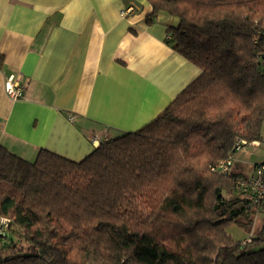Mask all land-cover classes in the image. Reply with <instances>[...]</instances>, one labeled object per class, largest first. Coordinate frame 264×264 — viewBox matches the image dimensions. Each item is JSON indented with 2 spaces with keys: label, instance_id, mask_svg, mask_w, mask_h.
Here are the masks:
<instances>
[{
  "label": "trees",
  "instance_id": "obj_1",
  "mask_svg": "<svg viewBox=\"0 0 264 264\" xmlns=\"http://www.w3.org/2000/svg\"><path fill=\"white\" fill-rule=\"evenodd\" d=\"M178 18L172 48L200 69L145 126L79 161L0 144V264H264L227 228L250 229L253 194L232 165L235 142L262 140L264 76L255 20L264 0H149Z\"/></svg>",
  "mask_w": 264,
  "mask_h": 264
},
{
  "label": "crops",
  "instance_id": "obj_2",
  "mask_svg": "<svg viewBox=\"0 0 264 264\" xmlns=\"http://www.w3.org/2000/svg\"><path fill=\"white\" fill-rule=\"evenodd\" d=\"M152 12L149 0H0V144L29 161L40 148L79 161L157 117L201 71L167 41L178 18ZM17 73L28 82L13 100L4 83ZM263 143L232 168L252 175Z\"/></svg>",
  "mask_w": 264,
  "mask_h": 264
},
{
  "label": "built area",
  "instance_id": "obj_3",
  "mask_svg": "<svg viewBox=\"0 0 264 264\" xmlns=\"http://www.w3.org/2000/svg\"><path fill=\"white\" fill-rule=\"evenodd\" d=\"M127 13V9L121 11V14ZM257 24L258 39H261L260 49L256 54L258 67L261 74L264 76V23L259 20H255ZM27 80H22L20 73L10 74L4 83V89L6 94L13 100L23 98L25 89L27 87ZM74 116L69 115V119L73 120ZM246 142L244 140H237L235 142V151H243ZM235 152V153H236ZM234 157L228 156L225 159L219 161L217 164L210 167V170L219 174H225L229 171ZM246 190L253 194V205L264 212V161L255 164L253 173L249 177H244L238 181ZM5 219H0V233L5 228ZM251 242V235L242 240L243 244Z\"/></svg>",
  "mask_w": 264,
  "mask_h": 264
},
{
  "label": "rangeland",
  "instance_id": "obj_4",
  "mask_svg": "<svg viewBox=\"0 0 264 264\" xmlns=\"http://www.w3.org/2000/svg\"><path fill=\"white\" fill-rule=\"evenodd\" d=\"M262 135H264V120L262 124ZM264 144V143H263ZM248 148V146H246ZM245 148V149H246ZM252 150V149H251ZM239 152H236L234 154V157H238ZM227 231L238 240H243L248 237V235H251L254 238V242L252 244H249L247 249L248 250H257L259 248L264 247V212L263 211H257L256 214L253 216V222L252 225L248 230L244 229L243 227H239L235 224L229 225L227 228Z\"/></svg>",
  "mask_w": 264,
  "mask_h": 264
}]
</instances>
